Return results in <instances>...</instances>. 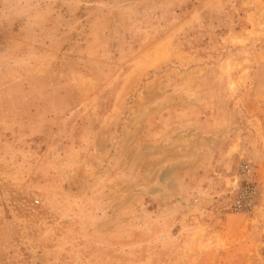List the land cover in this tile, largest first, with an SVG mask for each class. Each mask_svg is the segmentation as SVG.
<instances>
[{
    "label": "rangeland",
    "instance_id": "rangeland-1",
    "mask_svg": "<svg viewBox=\"0 0 264 264\" xmlns=\"http://www.w3.org/2000/svg\"><path fill=\"white\" fill-rule=\"evenodd\" d=\"M0 264H264V0H0Z\"/></svg>",
    "mask_w": 264,
    "mask_h": 264
},
{
    "label": "crops",
    "instance_id": "crops-1",
    "mask_svg": "<svg viewBox=\"0 0 264 264\" xmlns=\"http://www.w3.org/2000/svg\"><path fill=\"white\" fill-rule=\"evenodd\" d=\"M209 130L212 129L210 128ZM194 132L195 136L192 137L193 139H190V147L179 148L181 142L186 140V133L184 132H181L174 137V141H172L171 145L164 150V153L163 146H159V154L157 157L159 165L165 156L176 161L173 164V167L177 169L176 171H178V173H174V175L169 174L168 177H165L167 182L178 180L185 182L191 179L193 175H198L201 170L210 171V168H212L214 173L216 172L217 165H214V163L216 161L217 153L221 150L220 144L217 145L214 135L205 138L201 136L205 134V132L202 131L199 134L197 129L194 130ZM206 133L209 134L210 132ZM201 139L203 140L201 141ZM161 179L163 178L161 177Z\"/></svg>",
    "mask_w": 264,
    "mask_h": 264
},
{
    "label": "built area",
    "instance_id": "built-area-1",
    "mask_svg": "<svg viewBox=\"0 0 264 264\" xmlns=\"http://www.w3.org/2000/svg\"><path fill=\"white\" fill-rule=\"evenodd\" d=\"M252 164L247 160H242L239 166V176L250 175ZM259 189L257 185L248 182L238 185L232 195L231 209L239 213H252L257 205Z\"/></svg>",
    "mask_w": 264,
    "mask_h": 264
}]
</instances>
